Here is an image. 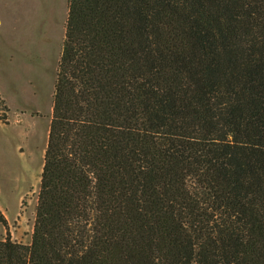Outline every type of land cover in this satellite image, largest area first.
Instances as JSON below:
<instances>
[{"label": "trees", "instance_id": "trees-1", "mask_svg": "<svg viewBox=\"0 0 264 264\" xmlns=\"http://www.w3.org/2000/svg\"><path fill=\"white\" fill-rule=\"evenodd\" d=\"M0 264H264V0H68L31 241Z\"/></svg>", "mask_w": 264, "mask_h": 264}, {"label": "rangeland", "instance_id": "rangeland-1", "mask_svg": "<svg viewBox=\"0 0 264 264\" xmlns=\"http://www.w3.org/2000/svg\"><path fill=\"white\" fill-rule=\"evenodd\" d=\"M68 0H0V238L29 243Z\"/></svg>", "mask_w": 264, "mask_h": 264}]
</instances>
